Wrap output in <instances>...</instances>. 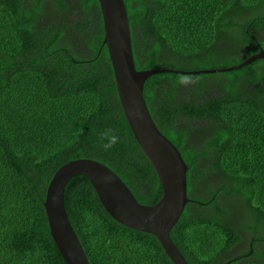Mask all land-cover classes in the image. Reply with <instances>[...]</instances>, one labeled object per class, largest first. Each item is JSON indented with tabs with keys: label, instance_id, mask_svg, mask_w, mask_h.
Segmentation results:
<instances>
[{
	"label": "trees",
	"instance_id": "trees-1",
	"mask_svg": "<svg viewBox=\"0 0 264 264\" xmlns=\"http://www.w3.org/2000/svg\"><path fill=\"white\" fill-rule=\"evenodd\" d=\"M124 2L138 70L228 69L264 50V0ZM143 95L189 167L188 198L202 202L170 232L187 262L226 264L246 236L264 242V60L153 75ZM106 129L120 137L109 150ZM84 158L111 168L140 204L160 200L122 111L98 0H0V264H65L43 203L57 169ZM64 203L89 264H173L153 235L114 221L86 177L68 181ZM249 252L264 262V249Z\"/></svg>",
	"mask_w": 264,
	"mask_h": 264
},
{
	"label": "water",
	"instance_id": "water-1",
	"mask_svg": "<svg viewBox=\"0 0 264 264\" xmlns=\"http://www.w3.org/2000/svg\"><path fill=\"white\" fill-rule=\"evenodd\" d=\"M98 3L104 25V45L113 69L122 111L135 140L158 176L162 195L155 205L140 204L122 179L105 164L85 158L68 161L57 169L46 190L43 206L50 235L65 264H89L68 219L64 203L68 181L74 176H84L114 221L134 231L153 235L173 264H189L170 238V232L187 204L199 201L188 198L189 167L179 149L156 126L144 99V85L151 76L157 74L192 76L238 70L257 60H264V50L228 69L138 70L124 0H98Z\"/></svg>",
	"mask_w": 264,
	"mask_h": 264
},
{
	"label": "flooded vegetation",
	"instance_id": "flooded-vegetation-1",
	"mask_svg": "<svg viewBox=\"0 0 264 264\" xmlns=\"http://www.w3.org/2000/svg\"><path fill=\"white\" fill-rule=\"evenodd\" d=\"M253 243H255V242L248 241L246 243V245H244V242L239 244L235 248L236 251L232 255V258L230 259V261L234 260V262H233L234 264H264V262L263 263L261 262V259L250 258L249 254L245 253L246 250H250L249 253H250V255H252L254 252V249H255L256 253L263 251L264 242L261 241V243L258 244L257 246H254ZM230 261H228V262H230ZM228 262L226 264H228Z\"/></svg>",
	"mask_w": 264,
	"mask_h": 264
},
{
	"label": "clouds",
	"instance_id": "clouds-1",
	"mask_svg": "<svg viewBox=\"0 0 264 264\" xmlns=\"http://www.w3.org/2000/svg\"><path fill=\"white\" fill-rule=\"evenodd\" d=\"M183 82L187 83V80H184ZM101 139L103 141V149L109 150L119 142L120 137L115 134L111 129H106L102 132Z\"/></svg>",
	"mask_w": 264,
	"mask_h": 264
},
{
	"label": "rangeland",
	"instance_id": "rangeland-1",
	"mask_svg": "<svg viewBox=\"0 0 264 264\" xmlns=\"http://www.w3.org/2000/svg\"><path fill=\"white\" fill-rule=\"evenodd\" d=\"M207 77H209V78H204V80H205V83L208 85V87L209 88H216V90H219L220 88H221V83L220 82H218L215 78H212V77H210V76H207ZM207 80H216V82H212V81H207ZM195 89H196V87H195ZM248 239H249V237H245L244 238V245H246V243L248 242Z\"/></svg>",
	"mask_w": 264,
	"mask_h": 264
}]
</instances>
